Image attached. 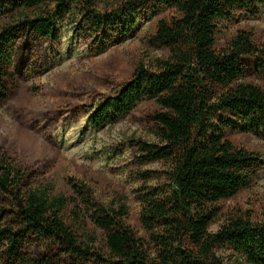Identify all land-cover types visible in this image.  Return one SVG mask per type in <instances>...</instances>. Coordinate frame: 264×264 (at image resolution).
I'll return each instance as SVG.
<instances>
[{
	"label": "trees",
	"instance_id": "1",
	"mask_svg": "<svg viewBox=\"0 0 264 264\" xmlns=\"http://www.w3.org/2000/svg\"><path fill=\"white\" fill-rule=\"evenodd\" d=\"M150 4L162 12L145 43L164 56L152 69L135 62L89 115L98 127L145 99L156 105L144 116L156 142L126 139L142 233L130 226L122 194L106 203L75 181L58 193L42 164L0 147V264H264V216L254 222L221 206L264 170L259 152L232 140L264 138V87L254 80L264 81V45L251 30L218 44L231 21L257 14L264 0H0V102L11 85L40 74L62 22L101 51L110 35L132 34ZM154 163L165 169H144Z\"/></svg>",
	"mask_w": 264,
	"mask_h": 264
},
{
	"label": "rangeland",
	"instance_id": "2",
	"mask_svg": "<svg viewBox=\"0 0 264 264\" xmlns=\"http://www.w3.org/2000/svg\"><path fill=\"white\" fill-rule=\"evenodd\" d=\"M161 12L160 6L148 5L132 34L124 38L110 35L101 51L93 49L88 37L75 33L70 22H62L59 40L45 46L40 74L11 85L7 98L0 102V147L23 163L42 164L44 179L58 193L68 192L67 182L75 181L90 186L106 203L122 194L129 209L128 222L139 234L142 229L136 195L140 184L129 177L135 167L134 151L126 139L156 142L144 123V116L156 105L145 99L128 113L98 127L89 121V115L131 78L135 62L152 69L154 60L164 56L145 43ZM239 30H251L253 41L263 46L264 6H259L255 15L239 14L223 30L218 44H224ZM254 80L264 87V81ZM232 140L259 152L264 159V138L236 133ZM144 169L160 171L165 167L154 163ZM155 184L151 182L150 186ZM221 206L225 215L239 209L251 221H259L264 216V170L254 186ZM223 218L211 226L212 232ZM227 262L234 261L230 258Z\"/></svg>",
	"mask_w": 264,
	"mask_h": 264
}]
</instances>
